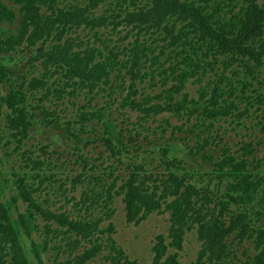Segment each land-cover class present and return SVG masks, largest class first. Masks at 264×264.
<instances>
[{
	"label": "trees",
	"instance_id": "obj_1",
	"mask_svg": "<svg viewBox=\"0 0 264 264\" xmlns=\"http://www.w3.org/2000/svg\"><path fill=\"white\" fill-rule=\"evenodd\" d=\"M1 2L0 87L6 91L0 92L2 132L5 129L22 145L35 132L65 127L71 137L68 142L78 145V162L83 165L79 174L60 179L56 165L35 152L27 150L19 157L24 165L15 166L32 167L24 174L12 173L10 198L6 197L8 183L0 181V264H44L52 248L68 255L69 260L59 264H86L105 247L110 252L105 256L107 264H136L112 237L114 224L102 226L113 216L109 205L114 196H122L131 224L139 225L152 213H164L163 206L170 212L169 242L164 235L156 237L152 264H180L179 254L169 251L182 250L185 235L193 230L201 249L192 264H264V174L253 166L255 144L242 140L235 152L226 146L222 153L210 147L219 138L215 135L218 125L227 131L246 126V118H259L247 111L249 104L254 107L264 100V4L259 0H19L23 12L14 32L3 27L15 23L16 13ZM120 28L127 29V35L119 42L132 32L135 39L125 47L111 46L110 36L119 34ZM80 29L89 30L93 39L84 43L70 35ZM212 51L214 57L206 60ZM24 61L31 72L41 66V76H19ZM208 72L212 76L201 88L199 100L181 94L191 78L202 83ZM143 83L158 87L159 94L145 96ZM109 84L112 95L128 88L137 96L133 99L128 94L117 111L129 106L144 114V119L163 112L194 114L197 123L184 122L178 133L195 136L196 129L204 127L207 134L190 149L176 147L180 135L167 142L165 130L154 132L159 135L157 147L123 141L110 114L91 107L92 102L76 106L77 91L93 93L99 88L105 92ZM40 91L47 93L39 98ZM50 94L54 100L46 104ZM114 103L118 102L113 101L112 108ZM54 105L69 111L62 114L65 111L55 110ZM115 139L120 145L114 144ZM98 142L127 172L114 177V166H108L109 177H114L109 185L95 172L90 174L97 165L92 166L84 154L89 146L98 147ZM41 152L45 154L44 148ZM156 159L167 176L161 174L160 183L151 188L154 178L149 165ZM119 180L123 184L112 193ZM67 183L73 189L86 183L75 204L76 216L66 210L52 211L48 198L40 201L42 190L56 188L66 194ZM54 224L62 229H56L57 246H51L48 236L43 243L34 240L35 232L43 230L48 235ZM104 234L106 241L100 236Z\"/></svg>",
	"mask_w": 264,
	"mask_h": 264
},
{
	"label": "rangeland",
	"instance_id": "obj_2",
	"mask_svg": "<svg viewBox=\"0 0 264 264\" xmlns=\"http://www.w3.org/2000/svg\"><path fill=\"white\" fill-rule=\"evenodd\" d=\"M19 0H2L1 4L3 6L8 7V10L10 11L13 9V12L16 13L15 23L13 25H6L4 24L3 29L5 31L11 30L14 32L18 31V25H19V19H21L22 16V3H18ZM261 4H264V0H259ZM23 2V1H22ZM25 4V2H23ZM63 5L60 4L59 7H62ZM104 32L103 28H98L96 31ZM122 30V31H121ZM121 31L119 34H115L110 36L113 38V45H120V47L127 46L128 42L133 41L135 39V33H129V35L125 38L124 42H119V38H122L127 35V29L120 28L117 30V32ZM73 37H80L84 43L85 41H88L89 39H93V35L89 30H78L75 34H70ZM142 39V38H141ZM34 54L35 52H31ZM212 55H209L206 60L211 61L214 57V51L211 52ZM29 58L27 57L26 60ZM28 64V62L24 61V65L20 68V73L18 75L22 76L24 74H28V77L31 78L33 76H41V66L40 69L37 67L32 70L29 69V67H25ZM40 62H36L35 65H39ZM204 66V65H203ZM148 71H150L148 69ZM17 75V73L14 74ZM212 76V72H208L207 75L203 78L202 83L194 82L196 78H191L187 83L186 87L182 90L181 94H187L189 96V99L193 100H199L200 98V90L203 87V85H206L205 83L209 81L210 77ZM157 80H160V77H157ZM21 82V81H20ZM130 83V82H129ZM110 84L106 87L107 90L109 88ZM142 90H146V94H159L160 92L158 87H155L151 89L148 86V83H143L140 85ZM70 90V89H68ZM0 92L2 94H5L6 91L3 90L0 87ZM28 95L29 98H31V94L27 92L26 89L23 91ZM44 93H47L46 91L38 92L37 96L41 98ZM128 94H131V98L136 99L137 96L133 95L131 90L126 89H120L118 93L115 95H112L111 91H105L101 92L99 91V88H95L93 93H88V89H82L81 91H77L76 93V106L80 107L83 105H88L92 102L91 107L96 108L97 110L102 111L106 115L109 116V114L115 119V125H117L118 130L116 131L119 136H124L123 141H128L129 139H133L135 143H139L144 148H147L149 143H152L151 146L157 145V138L159 135H156L155 133L161 132V130H165V139L167 142L171 143L173 136H181L182 138L177 141L176 147L177 148H183L187 147L188 149L194 148L197 146L198 137H204L207 133L202 128H197L195 131V136L189 134L188 132H181L178 133L179 126H181L184 122H188V125L196 124L197 119L196 115H191L189 117L188 113H182V116H175L171 112H163L158 116H151L146 117L144 119V114L140 113L139 111H133L128 107L122 109V110H116V108L119 106V103L122 102L123 98L126 97ZM49 99L46 100V104H49V100H54L53 95H48ZM178 99H181L182 96H177ZM116 99V100H115ZM113 101H116L118 103L114 108L111 107V103ZM111 102V103H110ZM57 106V105H54ZM249 110L247 112L250 113L251 117H259L257 119H250L246 118L244 121V125L241 127H238L236 129L229 128L227 131L222 127L219 128V125L217 126V131L215 132V135L217 134L219 136L218 139H216V142H214L212 148L219 149L220 153H222V149L226 146L230 147V150L232 152H235L239 149V142L242 140H253V143L255 144V155L253 157L255 163L253 166H257V173L264 174V131H261V127L264 124V100L259 99L254 107L252 105H248ZM260 108L257 110V108ZM55 110L58 111H65L62 114H67V111L69 109H63L62 106L54 107ZM72 110V107H71ZM143 118V119H142ZM2 128H4V124H0V181L3 184L8 183L9 187L6 192V197L10 198L14 193V186L11 185V180L13 179L12 173L15 174H24V172H27L29 169H31L32 166H28L25 169H20L19 165H24V162L20 160V156L25 153L27 150L35 152V155L41 156V158H45L46 161L49 162V164H55L56 167H54V171L57 172L58 178L64 179L66 175L70 174L71 176L77 175L80 173L82 169V163L78 162V155L76 153L77 144L74 142H68V140H71V137L65 134L67 131L65 130V127H62L61 129L59 127L52 128L47 130L46 132L39 134L35 132L28 140L24 141L22 145H19L16 139H13L11 135H9L8 132L5 131L2 132ZM155 132V133H154ZM175 133V134H174ZM161 134V133H160ZM178 134V135H177ZM149 136V139L146 137ZM42 142V144L38 145V140ZM155 139V140H154ZM185 140V141H184ZM87 142V139L84 141ZM114 144L116 146L120 145L119 139L114 140ZM96 145H91L87 149L84 150V154L89 158V160L92 162H95L97 167H95L94 170L90 171V174H96L100 175L103 179H106L109 184L113 183V179L115 176L118 175H127V172L125 171V165L123 163H120L119 161H114V159H111L110 152L107 150L106 145H104L102 142H98ZM122 146H119L120 148ZM157 147V146H156ZM190 147V148H189ZM37 148H39L37 150ZM41 148H44L45 154L41 152ZM146 152V151H145ZM135 153V152H133ZM147 153V152H146ZM179 156V154H178ZM187 156L185 157V159ZM124 161H129L128 159H123ZM19 165H14V164ZM113 165L114 170L112 173L114 174V177H109V173H111L107 167ZM149 168L152 169L153 174V182L151 183V188H154L155 184H159L161 180V174L163 176H167V171L159 166V163L156 159V161H153L152 164L149 165ZM77 170V171H73ZM253 172V169L251 173ZM48 174V172L46 171ZM158 178V181L155 182V179ZM123 184L122 180H119L116 183L115 189L112 191V193H115L119 186ZM86 183L83 185H77L75 189L72 188L71 183H67V192L66 194H63L60 190L52 189V190H42L43 192H40V201L48 198L49 199V205L48 207L58 213L63 211H70L73 215L76 216L75 213H78V207H75V204L82 198L83 191L87 188ZM107 185V186H108ZM51 192V193H50ZM114 202L112 205H109V208L114 211L113 216L111 219L105 220L102 224V226L105 228L108 226L109 223H113L115 226V231L111 234L112 237L115 239L116 244L118 247L122 248V250L125 251L126 255L129 257V260L136 262V264H152V260L154 257V252L152 251V247L156 242V237L158 235H164L166 237V242H169V228H170V213L165 211V208H162L164 213H153L150 216H148L142 223L139 225L128 223L125 216V209H124V203L122 201V196H114ZM96 212V211H95ZM167 212V213H165ZM83 214V212H81ZM96 213L99 215H103V211L98 210ZM226 218H228V215H226ZM44 223L41 222V226ZM56 229H60L57 224H54L51 226V232L46 235L45 232L38 233L35 232L33 235L34 240L37 243H43L42 241L45 239L46 236L51 242V246H57L58 237H55ZM101 236L102 240H105L107 237V234H104ZM62 238V235L59 236V240ZM106 241V240H105ZM201 249V242L198 240L197 232L196 230H193L191 232H188L185 235L184 242H183V249L177 250L176 249H170L169 253H178L179 254V262L180 264H192L198 259V252ZM251 252V251H249ZM108 247H105L103 251L94 259L86 264H107L106 257L109 254ZM64 260H69L67 254H61L57 251V249H51L45 256H44V264H59Z\"/></svg>",
	"mask_w": 264,
	"mask_h": 264
},
{
	"label": "clouds",
	"instance_id": "obj_3",
	"mask_svg": "<svg viewBox=\"0 0 264 264\" xmlns=\"http://www.w3.org/2000/svg\"><path fill=\"white\" fill-rule=\"evenodd\" d=\"M162 208H165V206H163ZM167 212H169V211H167ZM167 212H165V213H167ZM169 213H170V212H169ZM152 214H153V213H152ZM150 215H151V214H150ZM150 215H149V216H150ZM170 216H171V215H170ZM169 221H170V219H169ZM153 246H154V245H153Z\"/></svg>",
	"mask_w": 264,
	"mask_h": 264
}]
</instances>
